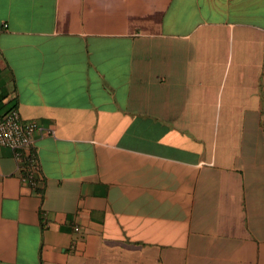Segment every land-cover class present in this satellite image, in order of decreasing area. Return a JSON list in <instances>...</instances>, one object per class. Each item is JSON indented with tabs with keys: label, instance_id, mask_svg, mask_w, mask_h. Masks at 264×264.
<instances>
[{
	"label": "crops",
	"instance_id": "1",
	"mask_svg": "<svg viewBox=\"0 0 264 264\" xmlns=\"http://www.w3.org/2000/svg\"><path fill=\"white\" fill-rule=\"evenodd\" d=\"M10 108L0 264H264V0H0Z\"/></svg>",
	"mask_w": 264,
	"mask_h": 264
},
{
	"label": "built area",
	"instance_id": "2",
	"mask_svg": "<svg viewBox=\"0 0 264 264\" xmlns=\"http://www.w3.org/2000/svg\"><path fill=\"white\" fill-rule=\"evenodd\" d=\"M37 127L35 121L22 120L16 108H10L0 114V146H6L13 150L18 158L19 167L25 170L28 163L34 160L30 146L33 132ZM28 170L22 174V179L35 185L36 179Z\"/></svg>",
	"mask_w": 264,
	"mask_h": 264
}]
</instances>
